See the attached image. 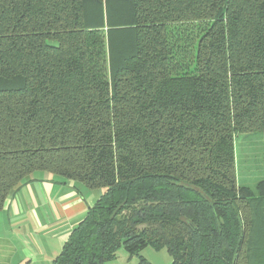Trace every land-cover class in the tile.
<instances>
[{"label":"trees","instance_id":"trees-1","mask_svg":"<svg viewBox=\"0 0 264 264\" xmlns=\"http://www.w3.org/2000/svg\"><path fill=\"white\" fill-rule=\"evenodd\" d=\"M252 132L264 0H0V210L36 172L103 190L52 264H264Z\"/></svg>","mask_w":264,"mask_h":264},{"label":"crops","instance_id":"crops-1","mask_svg":"<svg viewBox=\"0 0 264 264\" xmlns=\"http://www.w3.org/2000/svg\"><path fill=\"white\" fill-rule=\"evenodd\" d=\"M103 190L36 172L0 210V264H52Z\"/></svg>","mask_w":264,"mask_h":264},{"label":"rangeland","instance_id":"rangeland-1","mask_svg":"<svg viewBox=\"0 0 264 264\" xmlns=\"http://www.w3.org/2000/svg\"><path fill=\"white\" fill-rule=\"evenodd\" d=\"M194 66L192 65V68ZM237 173L241 184L254 186L264 178V132L244 133L236 139ZM145 258L149 264H172L173 260L166 248H144L139 254L130 255L122 247L116 258L107 264H140Z\"/></svg>","mask_w":264,"mask_h":264}]
</instances>
